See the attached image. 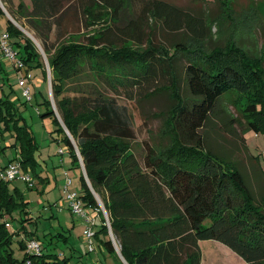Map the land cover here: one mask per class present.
<instances>
[{
    "label": "trees",
    "instance_id": "1",
    "mask_svg": "<svg viewBox=\"0 0 264 264\" xmlns=\"http://www.w3.org/2000/svg\"><path fill=\"white\" fill-rule=\"evenodd\" d=\"M69 1L18 0L14 19L10 18L35 33L48 62L55 109L50 101H43L39 116L54 118L57 133L64 135L72 167L82 171L78 192L83 202L99 208L97 194L108 214L109 225L100 212V225L94 228L98 246L113 257L114 264L124 263L110 236L126 264H201L198 242L213 240L246 264H264V193L255 200L241 172L207 150L200 135L216 104L228 96L246 98L245 131L264 133L261 61L238 59L235 50V55L204 52L183 41L170 47L154 43L144 30L148 16L170 31L185 28L198 40L207 35L205 18L164 0H144L141 15L129 19L126 14L133 15V0H80L82 27L90 34L71 32L63 41L50 43L52 31L62 36L57 16ZM13 23L8 22L6 30L17 57L27 68L42 66L33 42ZM132 45L144 48L135 50ZM177 55L186 61L187 94L176 95L170 112L173 141L165 153L157 155L147 147L139 159L132 150L131 112L118 99L132 102L161 79H169ZM174 85L171 79L170 88ZM258 92L261 95L255 98ZM6 100H0V124L8 129L14 122L15 140L21 147L16 161L25 172L34 171V137L26 125H18L15 105ZM8 188L9 182L0 180V264H71L65 255L44 253L39 242V253L27 252L26 242L35 241L29 237L20 242L22 259L14 257L6 218L8 214L13 220L15 211L24 213L25 203H17Z\"/></svg>",
    "mask_w": 264,
    "mask_h": 264
},
{
    "label": "rangeland",
    "instance_id": "2",
    "mask_svg": "<svg viewBox=\"0 0 264 264\" xmlns=\"http://www.w3.org/2000/svg\"><path fill=\"white\" fill-rule=\"evenodd\" d=\"M1 1L8 14L0 11V35H3L7 33L8 22L13 23L11 18L14 19L13 14L16 12L18 2L17 0L15 2ZM164 1L192 16L205 18L207 35L204 40H198L188 35L189 31L185 28L176 32L170 31L163 23L151 21L148 16L146 21L149 24L144 30L153 36L154 43L170 47L173 43L183 41L189 48L201 49L204 52L219 50L230 55H235L233 54L235 50L236 56H239L238 59L261 61L264 69V0ZM80 2V0H70L65 4L57 16L61 21L62 36L58 38L52 31L50 43L57 44L63 41L64 35L71 32L75 35H87L88 32L82 27L83 16ZM143 5L144 0H133V15L126 14L128 15L126 18L139 17ZM19 22L23 23L22 20ZM17 25L16 28L23 31L21 32L24 37L35 45L44 66H32V68L23 66L21 69H16L11 63L2 59L0 54V59L4 62H0V100L8 98V101L15 105L19 119L18 125L28 127L37 146L34 171L30 168L27 172L20 169L17 178L9 182L8 189L16 202L25 203L24 213L15 211L12 215L13 220L8 214L6 218L9 222L7 229L12 234L11 246L14 257L18 260L22 259L25 252L20 249V242L23 240L25 242L29 237L45 247L42 249L44 253L65 255L71 264H114L113 257L108 252L100 251L101 248L95 238L92 240L94 250L88 251L83 235L84 223H80L78 220L80 218L73 214L65 203L63 209L58 205L61 201L63 202L64 195L60 180L55 177L57 170L62 168L67 170V178L72 179L71 190H77L75 186L79 185L82 171L71 167L72 159L69 150L62 141L64 135L57 133L54 118L39 116L38 111L42 112L44 109L39 104L43 101H50L55 109L51 84L48 77L45 78V72L47 75L49 73L48 62L35 33L28 27H21L20 23ZM132 48L137 50L144 47L132 45ZM178 56L172 63L169 79L163 78L157 84H153L151 86L153 91L137 94L132 102L123 97L118 99V103L127 106L131 112L135 132V140L131 142L132 150L139 159L144 155L147 147L153 148L159 155L165 153L173 141L174 137L168 124L170 112L176 102V95L185 97L187 94L184 80L186 61ZM171 79L175 84L172 88H170ZM20 80H24V88H29V100L23 94V89L19 85ZM154 86L157 89L154 90ZM260 95L261 93H256L255 98H259ZM243 99L246 100L243 96L222 98L200 130V135L207 150L235 165L254 199L258 200L264 193V133L245 131L248 117L244 116L246 108ZM13 123L8 129L4 128L3 123L0 124V170L9 162L21 158V147L15 140ZM59 149H63L62 156H59ZM60 159H64L63 167L59 165ZM81 168H83L82 165ZM24 175L34 180L35 185L32 189L22 179ZM42 175L48 177L50 183L44 185L40 182ZM94 197L106 223L108 214L103 203L97 194H94ZM99 225L98 219L95 229ZM15 232L20 233L16 235ZM110 238L122 261L118 245L112 236ZM198 245L202 256L201 264H246L219 242L204 240L199 241ZM122 263L126 264L124 260Z\"/></svg>",
    "mask_w": 264,
    "mask_h": 264
},
{
    "label": "built area",
    "instance_id": "3",
    "mask_svg": "<svg viewBox=\"0 0 264 264\" xmlns=\"http://www.w3.org/2000/svg\"><path fill=\"white\" fill-rule=\"evenodd\" d=\"M0 11H3L7 14L5 6L1 0H0ZM0 54L2 56V59L11 63L16 69L23 68L24 65L22 61L17 57V54L11 47L8 33L0 35ZM48 80L50 82V76ZM19 85L20 87H22L23 94L26 97V99L29 100L30 91L29 88H24V80H20ZM58 153L62 155L64 153L63 149H59ZM20 169H21V165L19 161H14L12 163H9L4 169L0 170V180L4 182H11L15 178H17V174ZM22 179L28 185L29 188L33 187L34 185L33 180L29 176L24 175ZM71 186H72V179L66 177L63 185V195H64L63 203L67 205V207L70 209V211L73 214L77 215L83 221L85 226V230L83 233V235L85 236V242L88 251L92 252L94 250L92 240L95 236V232H94L95 221H96L95 219L101 212V208H91L90 206H87L81 199L79 192L70 189ZM106 225H109L107 219H106ZM26 250L27 252L39 253L40 252L39 243L33 240L27 241Z\"/></svg>",
    "mask_w": 264,
    "mask_h": 264
},
{
    "label": "crops",
    "instance_id": "4",
    "mask_svg": "<svg viewBox=\"0 0 264 264\" xmlns=\"http://www.w3.org/2000/svg\"><path fill=\"white\" fill-rule=\"evenodd\" d=\"M12 2H15V0H11ZM17 2H18V0H17ZM16 26V25H15ZM16 27H18V26H16ZM0 62H2V63H4L3 61H2V59H0ZM63 155V154H62ZM62 155H59V156H62ZM60 167H63V165H64V159H60ZM72 167V166H71ZM43 176V175H42ZM55 177L57 178V179H59L60 180V187H61V189H62V187H63V185H64V179L67 177V170H65L64 168H62V169H58L57 170V172H56V174H55ZM42 179H41V181L40 182H42L44 185L46 184V183H50V179L48 178V177H41ZM44 179V180H43ZM34 181V180H33ZM43 185V186H44ZM74 188V187H73ZM79 188H80V185H76L75 186V189H77L76 191L78 192L79 191ZM59 205V207H61V209H63V208H65L63 205H64V203L61 201L60 202V204H58ZM98 219L100 220V217H99V215L96 217V221H95V224L98 222ZM79 221H80V223H82L83 221H81L80 219H78ZM74 223V222H73ZM75 224V223H74ZM72 226H74V225H72ZM83 226V225H82ZM104 249H102L101 248V250L100 251H103ZM123 261V260H122Z\"/></svg>",
    "mask_w": 264,
    "mask_h": 264
},
{
    "label": "water",
    "instance_id": "5",
    "mask_svg": "<svg viewBox=\"0 0 264 264\" xmlns=\"http://www.w3.org/2000/svg\"><path fill=\"white\" fill-rule=\"evenodd\" d=\"M14 25H16V26H18L16 23H14ZM22 31V30H21ZM23 32V31H22ZM49 73H48V79H49ZM63 128H64V126H63ZM64 131H65V133L67 134V136H69L70 137V135H69V133H68V131L64 128ZM82 170H83V168H82ZM83 174H84V170H83Z\"/></svg>",
    "mask_w": 264,
    "mask_h": 264
}]
</instances>
